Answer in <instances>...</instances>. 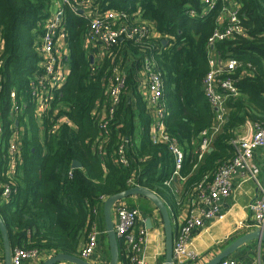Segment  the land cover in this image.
I'll return each mask as SVG.
<instances>
[{"label":"trees","instance_id":"16d2710c","mask_svg":"<svg viewBox=\"0 0 264 264\" xmlns=\"http://www.w3.org/2000/svg\"><path fill=\"white\" fill-rule=\"evenodd\" d=\"M51 1L0 0V218L11 252L79 257L90 224L104 231L103 201L129 189L131 177L135 185L156 194L174 217L179 214L175 197L164 186L174 170L173 156L164 144L153 145L149 138L151 119L139 88L143 59L152 60L161 76L165 134L183 154L179 175L185 180L179 204L198 188H207L218 169L233 158L237 130L246 124L264 126V0H229L228 5L238 8L245 37L217 42L211 51L222 61L237 62L228 78L238 96L226 102L224 124L200 161V134L216 124L202 83L208 71L207 41L218 28L222 4L193 18L188 12L201 13V0H98L99 10L122 12L127 25L148 28L142 39L122 37L109 47H86L89 19L64 8L68 72L50 111L38 123L29 83L41 70L37 49ZM115 71L123 74L125 87L104 138L99 122L107 115L106 89ZM11 93L21 94L26 103L23 112L13 116ZM62 117L69 124L50 134L54 120ZM11 129L18 133L21 163L14 176L6 178L1 170ZM122 143L129 167L116 160ZM73 162L80 168L72 169ZM6 187L10 194L3 198ZM128 207L145 215L153 209L144 204ZM124 253L120 250L121 260Z\"/></svg>","mask_w":264,"mask_h":264},{"label":"built area","instance_id":"2783aa9c","mask_svg":"<svg viewBox=\"0 0 264 264\" xmlns=\"http://www.w3.org/2000/svg\"><path fill=\"white\" fill-rule=\"evenodd\" d=\"M222 4L221 14L217 19L216 28L207 41L208 48V71L203 79L202 88L205 99L215 114L216 124L209 131L200 134L201 143L199 146V158L209 151L213 137L218 134L224 124L226 102L238 96V89L235 83L228 78L237 67V62L233 59L222 61L211 50L214 44L227 40L231 37H245V33L238 19V8L229 4V0H201L204 6L201 13L189 11L190 17H203L217 4ZM64 8L78 17L89 19L88 28L85 34V46L98 44L109 47L122 37L127 39H142L148 33V28L144 24L130 25L124 23L127 16L122 12L99 10L98 0H52L50 6V16L43 24V32L40 37V45L37 52L40 56V73L29 83L30 102L34 104V109L38 120H42L43 115L50 111V104L54 94L59 90L67 76V56L68 52L64 47L65 33L62 28ZM124 20V21H123ZM139 88L141 97L145 103V109L151 119L149 126L150 142L164 144L167 151L173 156L174 170L171 176L164 182V186L170 189L179 207V212H183L177 234L174 236L172 245L173 264H193L198 260L197 254L191 248L189 237L195 230L202 229L212 221H221L224 215L219 210V200L229 197L232 189V177L239 175L243 181L252 180L257 189L255 199L249 205L252 216V228L264 232V175L251 163L253 152L264 147V126L253 127L254 131L248 137L234 141L235 155L223 164L213 176L207 188H198L194 195L179 204L181 187L184 178L179 175L183 154L175 140L165 134L166 109L161 101L163 84L161 76L155 70L152 60L143 59ZM225 76L227 78H222ZM125 78L123 74L115 71L113 79L109 81L106 89L107 115L100 118L99 129L103 132L104 138L108 135V124L112 120L113 113L119 104ZM10 115L23 112L26 103L21 94L16 97L10 94ZM53 121V119H51ZM69 124L66 118L54 120L50 134H53L60 125ZM11 141L7 148V160L2 171L6 178H12L18 164L21 163V156L17 148L19 140L18 133L11 129ZM101 150V148H100ZM117 163L122 167H129V160L125 156V144L122 143L117 149ZM261 176V178H260ZM127 184L130 188L137 187L131 177ZM9 188L2 191V197L8 198ZM116 222L114 233L117 242L125 252L126 264H144L141 256V245L143 237L140 233L135 235L134 228L140 219L138 210L129 209L121 203L114 207ZM100 232L94 223L90 224L83 247L79 250V258L87 260L95 251ZM119 245V244H118ZM37 252H26L14 249L11 252V264H22L32 259ZM0 264H3L0 258ZM219 264H239L234 260L225 259Z\"/></svg>","mask_w":264,"mask_h":264},{"label":"crops","instance_id":"0c3cea01","mask_svg":"<svg viewBox=\"0 0 264 264\" xmlns=\"http://www.w3.org/2000/svg\"><path fill=\"white\" fill-rule=\"evenodd\" d=\"M39 121L40 120H38V123H40ZM20 131L22 132V128ZM253 131V126L251 124H246L243 128L236 131L235 141L248 137ZM251 163L260 170L261 175H264V147L258 148L253 152ZM2 171L3 168L1 173ZM177 188L181 191L179 184ZM256 195L257 189L254 181H243L239 175H234L232 177V189L229 197L219 200V210L224 215V218L221 221H212L206 224L202 229L192 232L189 237L191 248L198 256L197 262L193 264H206L231 242L253 231L249 205L255 199ZM121 204L127 208H129L128 204H144L153 208L149 215L141 214L140 211H138L140 213V219L134 228V233L135 235L141 233L143 237L141 256L144 264H163L164 233L160 217L155 208L147 200H143V198L140 197L127 198L125 201H122ZM167 210L169 213L170 210L168 208ZM182 216V211L179 212L177 217H174L172 213L171 216H169L174 236L177 234ZM147 219L151 220L152 227L150 229H146L145 227V221ZM112 221L115 224L116 215L114 208L112 210ZM233 237L234 239L232 240ZM84 243L80 246V249L83 247ZM120 250L122 251L123 248L120 247ZM53 255L54 253L49 252L37 253L32 259L22 264H42ZM227 259L234 260L239 264H264V246L259 245L257 242L248 243L240 247ZM124 260H126V258L123 260L119 259L117 264H126L127 262ZM86 262L89 264H108L109 248L105 230L100 232L97 247Z\"/></svg>","mask_w":264,"mask_h":264},{"label":"water","instance_id":"95a60500","mask_svg":"<svg viewBox=\"0 0 264 264\" xmlns=\"http://www.w3.org/2000/svg\"><path fill=\"white\" fill-rule=\"evenodd\" d=\"M163 45L165 41L162 42ZM72 169L80 168L79 164L73 162L71 165ZM130 197H141L147 200L157 211L163 228L164 233V263L163 264H173L172 256V245L174 240V232L172 230V225L170 222V217L166 205L158 198L153 192L142 188V187H133L129 188L124 192L108 197L103 201L102 204V217L104 223L105 235L108 240L109 248V262L108 264H117L120 259V248L114 233V223L112 221V210L113 208ZM146 229L152 227L151 220L147 219L145 221ZM0 240L2 248V262L3 264H11V250L8 242V236L6 232L5 225L0 218ZM257 242L259 245L264 246V232L259 230H254L243 236H240L228 246H226L220 253H218L214 258H212L206 264H219L221 261L229 258L233 253H235L240 247L251 243ZM60 263H69V264H89L85 260H82L76 256H68L65 254H56L48 258L42 264H60Z\"/></svg>","mask_w":264,"mask_h":264},{"label":"rangeland","instance_id":"374dc122","mask_svg":"<svg viewBox=\"0 0 264 264\" xmlns=\"http://www.w3.org/2000/svg\"><path fill=\"white\" fill-rule=\"evenodd\" d=\"M168 214H169V216H171V213H170V212H169ZM0 258H2V250H1V245H0Z\"/></svg>","mask_w":264,"mask_h":264}]
</instances>
